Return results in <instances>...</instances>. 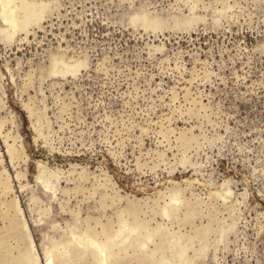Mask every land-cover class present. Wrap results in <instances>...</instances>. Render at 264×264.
I'll use <instances>...</instances> for the list:
<instances>
[{"label":"rangeland","instance_id":"obj_1","mask_svg":"<svg viewBox=\"0 0 264 264\" xmlns=\"http://www.w3.org/2000/svg\"><path fill=\"white\" fill-rule=\"evenodd\" d=\"M14 1L0 260L264 264V0Z\"/></svg>","mask_w":264,"mask_h":264},{"label":"bare ground","instance_id":"obj_2","mask_svg":"<svg viewBox=\"0 0 264 264\" xmlns=\"http://www.w3.org/2000/svg\"><path fill=\"white\" fill-rule=\"evenodd\" d=\"M0 1H1V0H0ZM9 1H11V0H9ZM13 1H14V0H12V2H13ZM7 2H8V1H7ZM7 2H5V3L7 4ZM14 2H15V1H14ZM14 2H13V3H14ZM7 5H9V4H7ZM7 5H6V6H7ZM12 5H13V4H11V6H12ZM30 5H31V4H30ZM30 5H29V4H26V5H25V4H22V6H20V7H21L20 9H22V11H23V13H24V18L22 17V18H23V21L21 22V21H19V20H17V19L15 20V21H19L20 28H24L23 26H24L25 24H27L26 22L32 19V18L30 19V16H32V14H33V13L31 14V12H34V11H35V10L32 11L35 7H34L33 9H32V7H31L32 10H30ZM9 6H10V5H9ZM31 6H32V5H31ZM33 6H34V5H33ZM15 7H16V8H19V7H17V6H15ZM12 8H13V7H12ZM8 10L10 11V7H9ZM13 10H15V9L13 8ZM11 11H12V10H11ZM19 11H20V10H19ZM36 11H37V9H36ZM36 11H35V12H36ZM5 12H6V11H5ZM12 12H14V11H12ZM17 12H18V11H17ZM35 12H34V13H35ZM2 13H3V12H2ZM6 13H8V12H6ZM3 14H4V13H3ZM40 14H41V13H40ZM40 14H39V15H40ZM4 15H5V14H4ZM14 15H15V13H14ZM39 15H37L36 17H38ZM15 16H16V15H15ZM15 16H14V17L11 16V17H13V18L15 19ZM17 17H18V16H17ZM20 17H21V16H20ZM32 17H33V16H32ZM34 17H35V16H34ZM18 19H19V18H18ZM28 19H29V20H28ZM6 21H8V20L6 19ZM12 22H14V21H12ZM20 22H21V23H20ZM15 23H16V22H15ZM26 26H27V25H26ZM16 29H17V28H16ZM60 67H61V66H60ZM62 73H63V72H62ZM3 102H4V101H3ZM3 102H2V104H3ZM20 142H21V141H20ZM21 148H22V147H21ZM22 150L25 151L24 148H22ZM24 155H25V154H23V156H24ZM25 157H26V156H25ZM27 157H28V156H27ZM22 158H23V157H22ZM22 160H23V159H22ZM25 162H26V161H25ZM23 163H24V160H23ZM219 197H220V196H219ZM182 201H183V200H182ZM15 205H16V204H15ZM17 212H18V211H17ZM117 216H118V215H117ZM109 224H110V223H109ZM15 225H16L15 228H17V224H15ZM20 226H21V225H20ZM127 226H128V225H127ZM25 228H26V226H25ZM13 229H14V227H13ZM13 229H12V230H13ZM125 230H127V229H125ZM125 230H124V231H125ZM82 240H83V239H82ZM82 240H81V241H82ZM92 241H93V240H92ZM166 242H167V241H166ZM94 244H95V243H94ZM97 244H98V243H97ZM82 245H83V244H82ZM32 246H33V245H32ZM88 247H89V246H88ZM32 248H33V247H32ZM100 248H101V246H100ZM34 250H35V249H34ZM185 250H186V249H185ZM93 251H94V249H93ZM105 251H106V250H105ZM34 253H35V251H34ZM34 253H33V254H34ZM36 255H37V254H35V256H36ZM26 256H27V254H26ZM102 257H103V256H102ZM185 257H186V256H185ZM99 258H100V257H99ZM31 259H32V258H31ZM182 259H183V258H182ZM5 260H6V258H5ZM34 260H35V259H34ZM0 261H1V260H0ZM36 261H37V260H36ZM1 262H2V264H7V263H8V262H6V261H4V262L1 261ZM186 262H187V261H186ZM32 263H33V262H32ZM191 263H192V262H191ZM8 264H9V263H8ZM168 264H169V263H168Z\"/></svg>","mask_w":264,"mask_h":264}]
</instances>
